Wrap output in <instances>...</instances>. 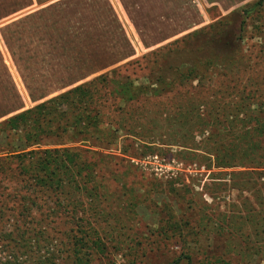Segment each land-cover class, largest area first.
Returning a JSON list of instances; mask_svg holds the SVG:
<instances>
[{"label": "rangeland", "instance_id": "374dc122", "mask_svg": "<svg viewBox=\"0 0 264 264\" xmlns=\"http://www.w3.org/2000/svg\"><path fill=\"white\" fill-rule=\"evenodd\" d=\"M226 15L208 9L207 26ZM213 29L163 46L169 54L164 49L163 54H146L119 72L135 84L147 85L155 80L156 65L165 69L193 54L200 58L197 47ZM238 57L241 62L232 66L240 64L235 71H244L240 77L245 93H250L249 102L263 107L264 5L244 22ZM224 68L208 74L204 69L198 72L203 78L126 111L124 130L115 141L117 150H97L117 157L97 170L98 186L91 191L79 187L60 196L16 191L15 196L25 195L27 203L41 201L49 209L58 204L67 212L43 221L34 217L35 228L49 231L24 235L12 230L13 221L18 225L20 220L9 215L0 223V264H264V244L254 248L251 236L238 243L239 236L224 226L230 215L245 217L246 211H258L255 190H260L256 176L246 174L251 170L218 168L214 160L218 140L238 136V125L248 115L218 102V88L224 89V83L218 85L217 75ZM245 78L251 80L246 85ZM12 140L0 135V157L7 155L6 149L21 147ZM122 148L126 153L121 154ZM13 183L17 182L3 184L0 192L12 197ZM13 202L9 199L6 204ZM231 221L235 228L241 224L236 218ZM244 227L241 238L250 233Z\"/></svg>", "mask_w": 264, "mask_h": 264}, {"label": "trees", "instance_id": "16d2710c", "mask_svg": "<svg viewBox=\"0 0 264 264\" xmlns=\"http://www.w3.org/2000/svg\"><path fill=\"white\" fill-rule=\"evenodd\" d=\"M263 5L264 0H255L203 28L211 30L218 27L197 47L202 56L199 58L194 54L189 55L191 59L179 60L174 65L167 64L165 69L156 65L155 80L147 85L135 84L134 80L122 75L119 69L124 65L135 64L137 59H143L146 54H163V49L169 54L170 50L164 48L166 46L150 51L135 61H129L1 122L0 135L10 136L13 139L11 142H19L21 147L17 146L11 151L6 149L4 153L7 155L0 157V189H4L3 184L17 182L13 183L16 187L10 189L12 197L0 192V223L6 222L9 215H14L20 221L18 225L13 221L11 228L21 235L49 231L46 227L35 228L34 217L39 218L35 219L37 221H43L53 214L67 212V208L55 204L49 209L41 201L27 203L25 195L15 196L16 191L50 192L56 196L68 194L71 189L77 190L79 187L85 192L87 189L91 191L98 186L95 179L97 170L105 168L107 160L117 157L97 150H117L115 141L117 134L124 130L122 116L129 113L128 110L137 109L141 101L147 103L151 98L160 99L169 95L174 87L185 86L203 78L198 72L204 69L208 74L225 67L217 75L220 79L218 85L224 83V89L218 88V102H224L223 106H230L231 111L239 115L244 112L248 115L238 125V136L231 140H218V156H214V160L218 168L239 167L251 170L246 171V174L256 176L260 190H255L259 194V210L254 213L246 211L245 217L230 215L224 226L229 233L239 236L238 243L243 240L248 242V237L251 236L254 248L258 244H264V105L260 107L249 102L250 93H245L240 77L244 71H235L240 64L232 66L233 63L241 62L238 56L241 52L244 22ZM201 30L175 40L167 47L177 41H184ZM260 79L264 81V76ZM250 81L245 78L244 84ZM239 83L241 86L237 88ZM174 93L177 94L178 91ZM229 98L232 104L226 105L225 101ZM235 98L239 101L238 104L233 100ZM122 149L121 154L126 153ZM9 199H14V202L8 205L6 202ZM61 208L66 210L62 211ZM25 213L28 217H21ZM234 218L241 222L237 228L231 225V219ZM245 225L250 233L245 232L244 238H241ZM221 230L225 231L223 228ZM76 231L81 232L77 228Z\"/></svg>", "mask_w": 264, "mask_h": 264}, {"label": "crops", "instance_id": "0c3cea01", "mask_svg": "<svg viewBox=\"0 0 264 264\" xmlns=\"http://www.w3.org/2000/svg\"><path fill=\"white\" fill-rule=\"evenodd\" d=\"M255 0H0V123Z\"/></svg>", "mask_w": 264, "mask_h": 264}]
</instances>
